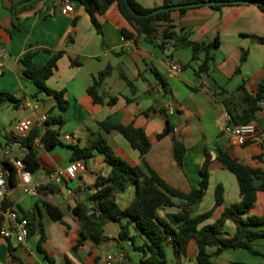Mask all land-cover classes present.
I'll list each match as a JSON object with an SVG mask.
<instances>
[{
	"label": "crops",
	"instance_id": "0c3cea01",
	"mask_svg": "<svg viewBox=\"0 0 264 264\" xmlns=\"http://www.w3.org/2000/svg\"><path fill=\"white\" fill-rule=\"evenodd\" d=\"M137 1L150 8L161 7L164 3V0ZM72 5L73 11L66 12L55 0H0V90L21 99L18 108L9 101L0 105V162L9 160L13 163L14 159L22 160L27 155L28 148L21 144V138L27 134L20 129L22 120L32 119L34 126L44 130V115H62L64 119V130L62 127L60 130L62 144L50 149L35 144L43 167L32 172L41 183L39 194L25 193L19 180L14 184L8 182L4 209H15L26 215L31 230L22 243L14 237L0 236V264H107L109 254L114 256L112 264L139 263L143 253L136 245H145L148 237L132 223L129 237L118 238L122 225L130 222L129 217L106 221L105 234L112 237L110 240L99 243L90 237L78 250L73 249L81 225L74 207L79 201H90L98 176H107L111 170L103 152L94 149L91 158L82 159L86 169L74 179L61 184L47 179L50 170L73 161L71 145L85 148L100 138H105L116 153L131 164L145 167L140 151L117 130H105L99 121L134 123L143 128L152 142L145 155L148 164L167 182L186 192L198 185L201 166L206 155H211L209 186L200 203L214 189L207 210L214 206L219 183L224 185L225 201L205 223L213 222L225 206L241 199L236 175L217 159L218 147L246 164L264 169V102L255 115L259 132L248 143L233 145L230 136L223 131L224 112L228 106L235 114L245 107L239 86L243 83L248 92L255 93L264 81V42L249 36L264 37V11L256 3H237L221 8L200 5L184 12L173 11L171 24L179 33L185 31L191 39L205 42L219 37V46L210 51L209 69L199 74L197 70L205 52L199 54V60H193L190 46L161 49L136 33L124 39L122 30L134 32V29L117 3L96 14L103 33L97 30L83 4L72 1ZM244 50H248V54L242 61ZM29 51L36 52L33 62L37 66L61 53L47 85L65 92L69 101L65 112L60 111L53 95L39 91L37 85L24 75L21 58ZM72 59H79L81 64L74 65ZM172 62L179 63L181 69L173 70ZM106 68H110V72L99 88L105 102L96 103L88 88ZM169 106L175 108L174 113L168 112ZM167 118L171 120L173 130L159 138ZM51 127L57 128L58 124ZM66 135H74L75 141L66 139ZM174 136L187 146L183 166L174 158ZM6 149H10L9 154L5 153ZM259 155L261 159L257 158ZM134 194V185L117 193L118 204L127 207ZM46 202L62 210L64 222L51 217ZM160 213L164 215L165 211L160 210ZM251 213L264 214V191L258 193ZM226 228L232 235L236 232L232 221L227 222ZM255 244L264 255V239ZM120 252L125 253V260L118 257ZM167 253L170 264H198L194 243L187 258L176 255L171 244L167 246Z\"/></svg>",
	"mask_w": 264,
	"mask_h": 264
},
{
	"label": "trees",
	"instance_id": "16d2710c",
	"mask_svg": "<svg viewBox=\"0 0 264 264\" xmlns=\"http://www.w3.org/2000/svg\"><path fill=\"white\" fill-rule=\"evenodd\" d=\"M83 4L91 16V19L100 33H103L102 25L97 18L98 11H105L112 3H117L120 11L133 27L134 32L123 29L125 38L133 37L134 33L138 36H144L147 40L155 43L161 49L166 47L178 48L180 46H190L193 51L192 59L199 60V54L205 52L206 56L202 59L197 73L207 72L209 62L212 60L210 51L219 46V37L216 36L213 41H197L189 37L185 31L179 33L174 25L171 24L172 13L174 10L161 11L154 15L138 16L129 10L124 0H71ZM204 0H164L162 6H171L176 4H188ZM222 3L212 5L215 8H221L225 5L244 3L241 0H220ZM130 4L137 13H149L156 8H150L142 5L137 0H129ZM264 11V0H254ZM161 6V7H162ZM158 8V7H157ZM190 7L178 9L181 12ZM254 40L264 42V37L256 34H249ZM36 52L29 51L22 58L24 65V75L31 79L38 87L39 91L53 95L58 100V107L61 112L68 109L69 101L65 98L63 90H56L47 85V79L54 73L60 52L51 56L47 63L37 66L33 62ZM248 50H244L241 60L247 58ZM72 63L81 64L79 59H72ZM110 68L101 71L94 79V83L88 88L96 103H104L105 98L100 95L99 88L104 78L109 74ZM239 89L243 91L245 107L239 113H233L228 106L236 123H248L255 120L256 113L261 109V103L264 100V81L258 86L255 93H250L242 83ZM9 101L18 108L21 99L13 93L0 90V105ZM167 125L164 130L158 134L159 138L164 137L173 130V124L169 118L166 119ZM58 124L57 128L52 125ZM64 124L63 116H48L45 120V129L33 126L31 130L21 138V144L28 148L27 155L21 160L30 171L35 172L43 169L39 162L35 139L42 136L44 146L47 149L57 144H62L60 139V130ZM101 127L107 131L117 130L120 132L135 148L140 151L145 167L131 164L124 157L116 153L113 147L105 138L94 141L90 146L80 148L71 145L73 156L71 160L91 158L93 150L97 149L104 153L106 159L111 165V170L107 176L99 175L93 185L94 192L90 201H79L74 207V213L80 220L79 237L73 249L78 250L87 238H93L96 242L110 240L105 234V223L108 220L120 221L123 217H129V223L122 225L118 238L129 237V229L132 223H135L141 233L148 237L145 245H136V248L143 253V257L138 264H170L167 253V246L172 245L173 250L179 257H189V250L192 243L195 245V259L198 264H219L214 258L223 254L227 249H246L253 253L263 254L256 249L255 242L264 239V214H253L251 209L258 199V193L264 191V169L258 166H252L240 161L232 156L227 150L218 147L217 159L222 162L224 167L233 172L239 182L241 190V199L225 206L218 218L213 222L205 223L211 218L215 209L224 204V185L217 184L215 189L214 206L202 213H194V206L200 203L207 192L210 178L211 155L206 158L200 169V180L197 186H194L189 192L177 188L167 182L154 168L146 161L145 155L152 147L146 131L134 125V123H112L109 121H99ZM173 154L180 166H183L184 157L187 152L186 144L173 138ZM257 158H262L261 155ZM10 173L8 182L14 184L18 179L17 169L9 160L3 161ZM130 185L135 186V194L131 203L122 208L116 198V194L125 192ZM178 199L180 202H176ZM46 207L54 220L64 222L63 212L57 206L46 202ZM176 208L174 211L168 209ZM160 210L165 214L161 215ZM228 221L235 224L236 232L232 235L226 228ZM31 230V225H30ZM135 242V238L131 236ZM43 240V236H42ZM41 242V240H40ZM41 248V245H40ZM213 249V250H212ZM236 264H264V262H244L237 261ZM68 264H73L69 262ZM179 264H183L179 262Z\"/></svg>",
	"mask_w": 264,
	"mask_h": 264
},
{
	"label": "built area",
	"instance_id": "2783aa9c",
	"mask_svg": "<svg viewBox=\"0 0 264 264\" xmlns=\"http://www.w3.org/2000/svg\"><path fill=\"white\" fill-rule=\"evenodd\" d=\"M34 1V0H32ZM58 4L63 6V10L66 12L73 11V5L71 0H55ZM124 39H126L124 37ZM1 66V62H0ZM173 70L179 71L181 66L177 62L171 63ZM264 102V100L262 101ZM168 112L174 113L175 108L173 106L167 107ZM47 116H43L45 121ZM34 126L32 119H24L20 122V129L23 133H28ZM44 131V130H43ZM223 131L230 136V141L233 145H244L257 136L259 132V125L254 120L248 123H236L231 113L226 110L224 112ZM42 136L35 139V144L44 145ZM66 139L75 141L74 135H66ZM6 154L10 153V149H6ZM4 161V160H3ZM3 161L0 162V236L3 238L14 237L18 242H24L30 234V220L26 215L20 214L15 209H4V200L8 188V176L9 169L5 167ZM13 164L17 169V175L23 191L29 195L37 196L41 187V183L34 177L32 171L26 168L24 162L20 159H14ZM86 169V164L82 159H76L69 162L67 165H59L50 170L47 173L48 181L61 184L65 180L74 179L78 176L80 171ZM118 257L122 260L126 259L124 252H120ZM114 256L112 254L107 255V264H112Z\"/></svg>",
	"mask_w": 264,
	"mask_h": 264
},
{
	"label": "rangeland",
	"instance_id": "374dc122",
	"mask_svg": "<svg viewBox=\"0 0 264 264\" xmlns=\"http://www.w3.org/2000/svg\"><path fill=\"white\" fill-rule=\"evenodd\" d=\"M64 128L62 127V131ZM230 171V170H229ZM214 197V189H212L202 203L194 206V213L207 210L210 208L211 202ZM256 246V244H255ZM260 247V245H257ZM219 264H233L231 262L244 261V262H264V255L250 252L246 249H227L222 255L215 258Z\"/></svg>",
	"mask_w": 264,
	"mask_h": 264
},
{
	"label": "water",
	"instance_id": "95a60500",
	"mask_svg": "<svg viewBox=\"0 0 264 264\" xmlns=\"http://www.w3.org/2000/svg\"><path fill=\"white\" fill-rule=\"evenodd\" d=\"M125 4L127 6V8L129 10H131L133 13H135L138 16H149V15H154L157 14L161 11H167V10H175V9H180L183 7H192V6H200V5H214V4H218V3H222L223 1L220 0H204V1H198V2H193V3H188V4H176V5H171V6H162V7H158L154 10H152L149 13H137L134 8L132 7V5L130 4L129 0H124ZM241 2H254V0H241Z\"/></svg>",
	"mask_w": 264,
	"mask_h": 264
}]
</instances>
